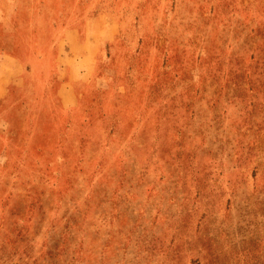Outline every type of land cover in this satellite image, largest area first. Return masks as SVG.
<instances>
[{
    "label": "rangeland",
    "instance_id": "rangeland-1",
    "mask_svg": "<svg viewBox=\"0 0 264 264\" xmlns=\"http://www.w3.org/2000/svg\"><path fill=\"white\" fill-rule=\"evenodd\" d=\"M7 82L0 264H264V0H0Z\"/></svg>",
    "mask_w": 264,
    "mask_h": 264
},
{
    "label": "crops",
    "instance_id": "crops-1",
    "mask_svg": "<svg viewBox=\"0 0 264 264\" xmlns=\"http://www.w3.org/2000/svg\"><path fill=\"white\" fill-rule=\"evenodd\" d=\"M8 82H9V81H8ZM8 82H7V83H3V84L0 85V93H1V92H4L6 86H9V83H8ZM4 85H6V86H4Z\"/></svg>",
    "mask_w": 264,
    "mask_h": 264
}]
</instances>
